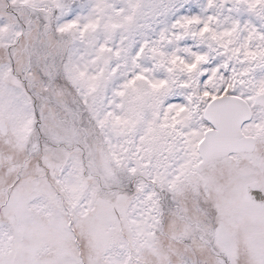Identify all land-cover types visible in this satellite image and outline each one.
Masks as SVG:
<instances>
[{
	"label": "snow or ice",
	"instance_id": "obj_1",
	"mask_svg": "<svg viewBox=\"0 0 264 264\" xmlns=\"http://www.w3.org/2000/svg\"><path fill=\"white\" fill-rule=\"evenodd\" d=\"M0 264H264V0H0Z\"/></svg>",
	"mask_w": 264,
	"mask_h": 264
}]
</instances>
